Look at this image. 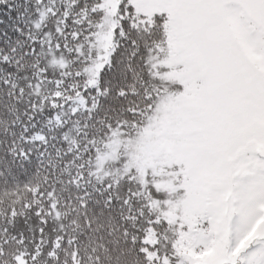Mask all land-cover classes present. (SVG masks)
Wrapping results in <instances>:
<instances>
[{
    "label": "snow or ice",
    "instance_id": "obj_1",
    "mask_svg": "<svg viewBox=\"0 0 264 264\" xmlns=\"http://www.w3.org/2000/svg\"><path fill=\"white\" fill-rule=\"evenodd\" d=\"M0 264H264V0H0Z\"/></svg>",
    "mask_w": 264,
    "mask_h": 264
}]
</instances>
